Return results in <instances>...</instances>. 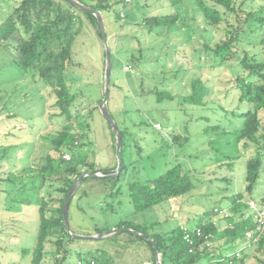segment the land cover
<instances>
[{
  "label": "trees",
  "instance_id": "16d2710c",
  "mask_svg": "<svg viewBox=\"0 0 264 264\" xmlns=\"http://www.w3.org/2000/svg\"><path fill=\"white\" fill-rule=\"evenodd\" d=\"M79 1L101 11L103 15L105 11H113L117 4L122 7L127 4L125 0ZM169 2L174 8L173 12L148 15L142 19L149 32L159 29L154 32L157 37L166 35L167 40L161 46L165 56L169 52L165 51L168 48L176 54L189 56L184 50L190 48L192 52L197 51L194 43L199 41L202 43L200 50L213 57L214 62L210 67L223 65L231 67L228 63L238 59L235 68L238 73L232 88L235 90L238 106L227 111L228 114L236 113L242 120V125L235 135L237 141L242 144L244 154L231 158L245 157V186L227 196L231 212L229 216H222L223 219L220 221L216 219L220 214L215 209L224 208L220 201L199 214L194 219L195 225L187 226L193 238L192 244L185 239L183 224L162 229L160 221L135 224L129 220H121L117 226L135 229L154 239L158 244L163 264H248L250 255L247 248L242 249V254L239 248L248 241L246 232L257 228L259 210L264 209V197L261 202L253 201L257 210L250 202L256 194L264 196V191H260L264 190V59L259 58L257 53L242 48L240 44L246 42L252 46L264 45V0H169ZM11 6L12 10L5 17H0V55L7 57L6 61H0V118L16 115L13 110L17 103L14 100L25 89L21 90L19 85H24L22 80L26 79L35 88L32 97L40 95V98L48 103L49 109H55L53 116L61 119L62 123L53 133L41 136L50 147L36 166L32 164L30 156H17L20 150L16 151L15 147L19 145L0 142V185H3L0 186V191L8 194L16 205H27L24 209L28 210L31 216L27 217L24 214L25 220L30 221L31 217L35 220V243L31 247L21 249V257L28 259L27 264H71L69 256L73 238L67 233L63 219L66 196L83 169L89 168L92 172L104 173L111 170L99 169L96 161L83 154V149L87 146L85 138L87 132L91 130L93 112L97 107L94 106L88 111L84 107L86 113L83 114L79 109L82 103L78 98L80 94L73 90V83L77 80L75 68L81 65L75 59L78 22L85 16L96 27L101 38L102 33L94 14L82 11L66 0H16ZM120 13L121 11L116 15L118 21L125 18V15L121 16ZM179 22L183 25H179ZM183 29L184 39L175 43L170 42L172 39L169 37L170 34L173 35ZM216 30L223 31L222 37L211 44ZM107 36L109 37L108 33ZM256 36L259 38L258 41L253 40ZM115 51L112 49V71L118 60ZM130 60L135 66L141 62L142 56L133 55ZM202 67H205V64ZM7 68L15 69L13 77L1 76ZM165 74L164 70L163 75ZM133 80L135 79H131L130 82L134 83ZM10 82L12 84H9ZM112 86L124 88L113 83V78ZM140 87L143 92L155 93L159 101L172 100L176 97L172 90L159 88L158 85L145 88L142 84ZM189 87L188 94L181 96V104L204 106L212 87L200 76L192 78ZM50 98H53L52 102L49 101ZM119 128L122 135L121 171L115 177L97 178L104 184L103 190L107 196L112 197H117L121 193L122 175L126 167L123 157L126 131L120 126ZM220 128L211 127L215 130ZM112 133L115 138V133ZM171 139L173 142H179L180 135L173 134ZM249 149L253 150L251 154L248 153ZM66 154L70 156L69 159L65 158ZM234 163L229 162L231 172L234 170ZM213 175L217 176L215 177L217 180L226 182L228 186L233 181V176L229 174L220 175L214 172ZM89 178L85 177L81 184ZM197 185L191 170H186L181 163H177L154 179L131 182L129 190L134 208L139 212L179 198L191 192ZM227 191L228 188L224 187L223 192ZM17 194L18 198L12 196ZM86 195L87 191H83L78 200ZM2 205L1 215L14 212L15 207L10 204ZM29 205H36V208L30 211ZM21 209L22 207L17 211ZM17 221L24 222V219H15L10 223ZM6 222L9 223V220L0 219V224ZM198 229L202 231L200 236L196 232ZM106 230L96 227L94 233L90 234ZM71 231L75 232L72 229ZM210 233L212 236L208 237ZM123 234L129 236V242L139 240L145 244L150 249L155 264L151 242L127 231L115 233L111 237L116 239ZM21 235L23 233L15 231L9 234L13 238ZM255 235L257 240L250 241L261 250L262 256L257 260L259 264H264V227ZM220 239L224 240L226 250L220 249L217 244ZM78 257V264H115L113 255L104 250L78 253Z\"/></svg>",
  "mask_w": 264,
  "mask_h": 264
},
{
  "label": "rangeland",
  "instance_id": "374dc122",
  "mask_svg": "<svg viewBox=\"0 0 264 264\" xmlns=\"http://www.w3.org/2000/svg\"><path fill=\"white\" fill-rule=\"evenodd\" d=\"M2 1L0 0V17L5 11ZM122 10L125 18L118 21L116 15ZM173 11L169 0H131L125 7L117 4L113 11L104 12L109 44L113 51L116 50L118 58L112 71L113 83L124 86L123 89L111 87L108 107L116 123L126 131L123 152L126 167L122 175L121 193L117 197L107 196L103 190L104 184L97 178L90 177L79 184L69 207V225L74 233L92 235L90 233L96 227L114 229L121 220H129L135 224L160 221L162 229H169L177 224L193 226L196 222L194 219L199 214L220 201L223 209L230 214L227 196L245 186V157L231 158L244 154L242 144L235 135L242 120L236 113L228 114L227 111L238 106L235 90H232L238 73L235 69L238 59L228 63L231 67H210L214 62L213 57L200 50L202 43L199 41L194 43L197 51L192 52L190 48L184 50L190 57L176 54L171 48L165 50L169 51L165 56L161 46L167 40L166 35L157 37L154 32L159 29L149 32L142 19L144 16ZM179 25L183 23L179 22ZM76 28L79 33L75 59L81 65L75 68L77 80L73 83V90L80 94L78 98L82 103L79 109L83 114L90 108L97 107L93 112L91 130L85 138L87 146L84 147L83 154L96 161L99 169H111L114 166L110 170L114 172L118 166L116 138L99 108V100L104 96L105 44L96 27L85 16ZM184 33L183 29L168 35L172 38L170 42L183 40ZM222 34L223 31L216 30L211 44L219 41ZM208 38L210 39V35ZM253 40L258 41V36ZM240 46L264 59V45L252 46L243 42ZM140 54L142 60L134 66L130 59L133 55L138 57ZM6 59L5 55H0V61ZM204 64L205 67H202ZM127 65L132 66L128 71L125 69ZM15 73L14 68H7L1 76L13 77ZM196 76L202 77L212 87L207 103L204 106L183 105L181 96L188 94L190 80ZM131 79H135L134 83L130 82ZM23 83L24 85L19 86L21 90L25 89L14 100L17 103L13 110L16 115L0 118V142L19 145L15 147L16 151L20 150L17 156H30L35 165L50 147L41 136L56 131L62 121L53 116L55 109H49L48 103L40 95L32 97L35 89L32 84L26 79L22 80ZM142 84L145 88L158 85L159 88L170 89L176 97L159 101L155 93L143 92L140 87ZM50 99L52 102L53 98ZM238 111L239 109L236 112ZM156 123L162 125L166 136L155 128ZM214 126L221 128L211 129ZM173 134L180 135L179 142L172 141ZM252 152V149L248 150L249 154ZM231 161L235 162L232 172L229 170ZM177 163H181L184 169L191 170L195 183H198L197 187L160 206L136 212L129 184L154 179ZM214 172L233 176L231 185L217 180ZM224 187L228 188L227 192H223ZM83 191H87V195L79 201ZM12 196L17 197L18 194ZM263 197L256 194L250 202H261ZM2 204H10L15 208L14 212L3 211L7 213L0 214V219L9 220V223L0 224V264L19 261L27 264L28 259L21 257V249L35 243V220L32 217L29 218L30 221L25 220L24 214L31 216L24 209L27 205H16L8 194L0 191V206ZM28 208L30 211L34 210L36 205ZM19 218L24 219V222L10 223ZM216 219L220 221L223 218L218 215ZM13 231L23 235L13 238L9 236ZM112 235L94 239L72 237L69 256L71 264H78V253L96 250L111 253L115 264H154L151 251L145 244L139 240L129 242V236L125 234L116 239ZM223 243V239L217 241L220 249L226 250ZM243 248H247L250 255L248 264H259L257 258L262 255L258 246L248 240L239 248L241 254Z\"/></svg>",
  "mask_w": 264,
  "mask_h": 264
},
{
  "label": "water",
  "instance_id": "95a60500",
  "mask_svg": "<svg viewBox=\"0 0 264 264\" xmlns=\"http://www.w3.org/2000/svg\"><path fill=\"white\" fill-rule=\"evenodd\" d=\"M66 1H68L69 3H71L72 5L77 7L78 9H81L82 11L94 14L98 19V23H99L100 31L102 33V38H103V41L105 44V51H106L104 97H103L102 101L100 102L99 108L101 109L104 116L107 118L113 132L115 133L116 155L118 158V166L114 172H109V173H103L101 171L92 172L89 168L83 169L82 173L79 175V177L75 180V182L71 186V188H70V190L66 196L64 205H63V219H64L65 229H66L67 233L73 238H89V239L102 238V237L110 236L112 234H115V233H118L121 231H127L130 233H133V234L138 235L140 237H143V238L147 239L149 242H151V244L153 245V248H154V255H155L156 264H163L162 259H161V255L159 253L157 242L152 238L146 237L143 233L138 232L135 229L124 226V227H117L114 229L106 230L102 233L92 234V235L77 234V233L72 232L70 229V225H69V207L70 206H69V204H70L72 197L74 196L76 189L78 188L79 184L81 183V181L87 176L92 177V178H105V177H111V176L112 177L118 176L120 171H121L123 159H122V153H121V150H122L121 131H120L118 124L114 120V118H113V116L109 110V107H108V99L110 96L111 80H112V49H111V46L109 44V37L107 36V31H106V26H105L103 14L101 11L94 10L91 7L81 3L79 0H66Z\"/></svg>",
  "mask_w": 264,
  "mask_h": 264
},
{
  "label": "built area",
  "instance_id": "2783aa9c",
  "mask_svg": "<svg viewBox=\"0 0 264 264\" xmlns=\"http://www.w3.org/2000/svg\"><path fill=\"white\" fill-rule=\"evenodd\" d=\"M130 1L131 0H125V3H128ZM120 14H121V16H124L125 15V12L122 10ZM131 68H132L131 65H127L125 67V69L127 71L130 70ZM154 126H155V128L157 130H159L162 133L163 136H166V133L163 132V127H162V125L160 123H156ZM65 158L69 159L70 156L66 154L65 155ZM251 204L256 209V206L253 203H251ZM215 210L219 212L220 216H229L230 215L229 212L227 210H225V209H218V208H216ZM258 215H259V224L257 225V228L255 230H248L246 232V239L249 240V241L252 240V239L253 240H257V237L255 235L256 232L261 231L262 228L264 227V209L259 210ZM182 228H183V230H185V235H184L185 236V239L192 244L193 243V238H192L191 232L184 225L182 226ZM196 232H197V235H199V236L202 234V231L200 229H198ZM207 236L208 237H211L212 234L210 233Z\"/></svg>",
  "mask_w": 264,
  "mask_h": 264
},
{
  "label": "crops",
  "instance_id": "0c3cea01",
  "mask_svg": "<svg viewBox=\"0 0 264 264\" xmlns=\"http://www.w3.org/2000/svg\"><path fill=\"white\" fill-rule=\"evenodd\" d=\"M14 1H16V0H3L2 1V5L4 6L5 11H3V13H2L3 15H1V18L5 17L12 10L11 3H13ZM97 165H99V164H97ZM112 168H111V170H112ZM92 233H94V232H92Z\"/></svg>",
  "mask_w": 264,
  "mask_h": 264
}]
</instances>
